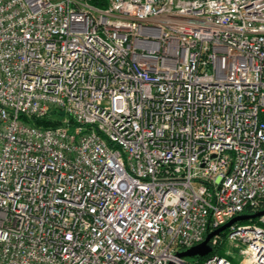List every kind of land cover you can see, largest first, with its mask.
<instances>
[{
  "label": "built area",
  "instance_id": "1",
  "mask_svg": "<svg viewBox=\"0 0 264 264\" xmlns=\"http://www.w3.org/2000/svg\"><path fill=\"white\" fill-rule=\"evenodd\" d=\"M263 209L264 0H0V264H264L178 257Z\"/></svg>",
  "mask_w": 264,
  "mask_h": 264
},
{
  "label": "water",
  "instance_id": "2",
  "mask_svg": "<svg viewBox=\"0 0 264 264\" xmlns=\"http://www.w3.org/2000/svg\"><path fill=\"white\" fill-rule=\"evenodd\" d=\"M261 216H264V209L259 212L253 213V214L239 215L233 218L232 220H230L227 224H225L218 230L207 234L205 240L201 244L178 253V257L180 258H195V257L204 258L213 252V248L210 245V241L214 237L220 236L224 231H226L228 228H230L235 223L256 220L260 218ZM170 264H173V263H170Z\"/></svg>",
  "mask_w": 264,
  "mask_h": 264
},
{
  "label": "rangeland",
  "instance_id": "3",
  "mask_svg": "<svg viewBox=\"0 0 264 264\" xmlns=\"http://www.w3.org/2000/svg\"><path fill=\"white\" fill-rule=\"evenodd\" d=\"M246 225V224H244ZM231 250V247L227 244L224 245V248L221 250V255H225L227 251ZM239 252H232V256L230 257V260L232 264H239L240 260L242 259L239 254ZM189 262L196 263L197 262V257L195 258H187Z\"/></svg>",
  "mask_w": 264,
  "mask_h": 264
},
{
  "label": "trees",
  "instance_id": "4",
  "mask_svg": "<svg viewBox=\"0 0 264 264\" xmlns=\"http://www.w3.org/2000/svg\"><path fill=\"white\" fill-rule=\"evenodd\" d=\"M36 124L39 125V126H48L49 125V122H46V121H43V120L42 121L39 120V121L36 122ZM255 222H256V220H251V221H247V222H241L240 224H252V223H255ZM226 233L227 232H224L222 234V236H225Z\"/></svg>",
  "mask_w": 264,
  "mask_h": 264
}]
</instances>
